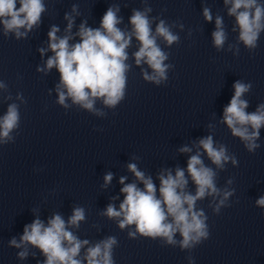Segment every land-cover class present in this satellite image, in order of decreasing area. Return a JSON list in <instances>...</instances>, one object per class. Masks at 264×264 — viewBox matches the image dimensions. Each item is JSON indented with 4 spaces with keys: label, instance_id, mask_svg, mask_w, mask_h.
Wrapping results in <instances>:
<instances>
[{
    "label": "clouds",
    "instance_id": "clouds-1",
    "mask_svg": "<svg viewBox=\"0 0 264 264\" xmlns=\"http://www.w3.org/2000/svg\"><path fill=\"white\" fill-rule=\"evenodd\" d=\"M142 3V10H132L129 17L130 30L119 27L123 18L119 15L118 4L107 8L98 28L89 27L87 21H83L73 35L75 17L68 13L65 14L68 21L65 35L58 36L60 29L55 25L50 28L47 34L48 46L40 48L39 52L42 57L48 51L52 55L44 66L37 67V71L46 74L55 68L59 73V83L55 88L58 105L69 108L71 105L66 101L70 99L72 105L80 109L97 116L106 115L95 107L99 100L104 107L115 110L127 94L128 73L132 70L127 50L133 38L139 45L138 50L132 53L135 65H147L151 69L149 73L141 67L142 79L156 86L166 85L169 70L174 69L175 65L165 63L171 54L158 41H163L168 48L179 44L180 36L173 31L177 23L169 24L165 19L150 16L153 9L148 0H142ZM223 3L228 16L235 20L232 31L238 32L237 44H229L228 50L235 48L234 55L239 56V46L242 44L253 53L264 33V0H223ZM45 11L47 8L44 0H0L3 35L8 37L14 34L18 40L26 38L29 32L40 25ZM72 13L80 14L78 5H73ZM203 17L207 22L213 21L212 11L207 6L203 7ZM178 26L181 29L184 27L182 23ZM211 35L216 50H223L228 41V33L222 16L215 17V30ZM75 37H79L78 42L70 43ZM233 89L234 93L223 109L220 123L227 126L233 137L239 138L249 153H255L261 147L258 141L261 129L264 128V102L258 104L255 111L249 112V101L244 97L252 89L251 82L237 80ZM0 90L8 91V85L3 80H0ZM11 99L10 93L4 97L5 101ZM16 100L27 103L19 92ZM20 126V104L12 102L0 116V146L14 143L20 134ZM208 127L214 128L213 125ZM193 148L196 149L194 154ZM178 151L190 154L186 168L177 166L174 170L161 169L157 176L158 187L152 177L140 170L136 163H129L128 170L143 188L137 182L125 183L127 177H120L119 183L123 185L120 192L124 198L119 209L110 203L101 215L115 220L121 230L134 226V229L128 231L130 239L142 237L159 240L162 246L179 247L181 251L192 252L210 236L209 217L197 204L211 198L208 207L214 215L232 206L230 198L235 195L236 189L218 187L217 178L219 171L225 170L229 162L237 167L238 160L229 152L226 144L214 139L213 134L200 138L193 146L184 145ZM205 156L210 163H205ZM103 179L102 187H107L113 180V173H106ZM233 182L229 178L227 185ZM190 183L194 185V191L189 187ZM255 206L264 209V195L256 199ZM85 220L86 211L81 206H76L67 220L59 213H54L47 223L37 216L31 223L24 225L20 239L13 237L9 245L23 249L18 252L20 259L29 255L27 246L38 249L44 257L41 264H116L114 249L118 246V240L115 236H108L89 246V240H81L71 231L72 228L78 229ZM82 249H85L83 257ZM187 259L189 264H195L191 255Z\"/></svg>",
    "mask_w": 264,
    "mask_h": 264
}]
</instances>
